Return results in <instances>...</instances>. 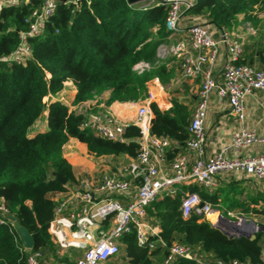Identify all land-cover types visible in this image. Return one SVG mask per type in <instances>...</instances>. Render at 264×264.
<instances>
[{"label":"trees","instance_id":"16d2710c","mask_svg":"<svg viewBox=\"0 0 264 264\" xmlns=\"http://www.w3.org/2000/svg\"><path fill=\"white\" fill-rule=\"evenodd\" d=\"M37 4L31 1L0 13V57L15 49L19 31L27 29L24 18ZM185 12L199 16L209 26L230 30L239 15L258 24V16L264 15V0H192ZM166 15L164 5L142 7L127 0L59 1L55 13L44 23L43 35L27 38L31 51L25 64L0 60V196L32 235V250L41 253L42 264H75L80 255L76 251H71L72 259L66 253L60 255L48 233L55 206L52 196L78 183L63 156V145L75 138L95 157L126 154L135 158L140 135L138 127L129 124L122 142L97 136L79 127L82 112L45 98L54 96L69 80L76 87L74 104L103 91L109 92L105 106L146 98L148 81L157 77L164 84L171 76L164 64L156 62L157 48L170 33L165 26ZM140 62L151 67L138 71L135 65ZM239 62L244 63L241 59ZM45 109L47 129L28 136V129ZM149 109V132L178 145L169 148L167 157L171 159L189 137L190 111L176 98L166 111L154 102L149 103ZM57 174L66 179L64 184L56 179ZM184 192L197 193L224 216L230 211L264 215V204H259L264 203V196L242 197L241 184L235 181L217 185L213 191L194 183L183 184L173 196L160 197L146 207L148 218L158 228V237L167 246L173 242L188 245L204 264L263 263V231L251 236L230 235L196 214L182 218L179 206ZM154 238L149 236L150 240ZM119 243V253L107 264H162L166 253L160 246L151 252L139 246L134 228L122 235ZM19 246L11 227L0 224V264H24L26 252ZM171 264L199 263L178 257Z\"/></svg>","mask_w":264,"mask_h":264},{"label":"built area","instance_id":"2783aa9c","mask_svg":"<svg viewBox=\"0 0 264 264\" xmlns=\"http://www.w3.org/2000/svg\"><path fill=\"white\" fill-rule=\"evenodd\" d=\"M31 1H37L38 4L24 18L27 29L19 31L15 49L0 57L4 62L25 64L31 51L27 38L43 35L44 23L55 13L59 0H0V13L6 8ZM75 1L62 2L69 4ZM148 4L166 7L165 26L169 32L176 31L183 11L190 5L183 0H150ZM187 32L189 44L180 42L171 47V52L179 58L180 76L200 78L198 99L191 112L189 137L185 147L172 157L166 169V154L171 142L165 136H156L149 132L150 109L147 104L139 106L134 122L140 134L136 139L138 153L124 168L129 177L124 179L114 175L104 176L94 188L84 185L81 190L55 202L48 233L59 252L72 250L80 253L75 264H107L120 251V237L133 228L139 246H146L149 252L157 246L166 249L162 264H171L178 257L195 259L199 264H204L188 245L173 242L167 246L158 237V228L152 227L148 222L146 207L160 197L173 196L180 191L183 184L194 183L213 191L218 185L217 177L220 174L233 173L264 179V149L259 154L244 155V150L255 144L264 148V136L245 123L248 96L258 91L264 98V68L257 69L239 62L243 40L232 31L218 29L219 37L215 38L210 26L200 20L191 23ZM219 46H223L226 53L221 69L222 82H218L212 72V66L219 55ZM135 66V69L142 71L149 64L140 62ZM214 91L226 99L238 127L227 143L222 144L215 154L207 156L204 149V122L210 95ZM82 113L84 118L80 122V128H88L93 134L103 138L124 141L123 132L129 124L119 121L106 110ZM189 153H193L191 162ZM73 199L78 205L69 209ZM179 210L182 218L196 214L200 220L219 227L230 235L253 234L258 231L257 225H248V231L240 234L235 229H230V223L221 210L202 201L195 192L182 193ZM11 215L0 196V224H8L12 229L9 219ZM221 225L232 230V233ZM149 236L155 238L150 240ZM17 238L16 235V240ZM19 249L26 252L24 264H42L39 251L26 249L21 242ZM232 264L239 263L233 261Z\"/></svg>","mask_w":264,"mask_h":264},{"label":"crops","instance_id":"0c3cea01","mask_svg":"<svg viewBox=\"0 0 264 264\" xmlns=\"http://www.w3.org/2000/svg\"><path fill=\"white\" fill-rule=\"evenodd\" d=\"M184 3H191L192 0H183ZM199 16H193L190 13L183 11L181 19L177 25L175 32H170L163 43H161L157 48V63L164 64L167 71L171 73L169 79L163 84L160 79L154 77L146 83L147 96L146 98L138 101H126L118 102L115 101L109 106L104 105V100L108 97L109 92L103 91L98 94H94L93 97L85 102L74 104L72 102L74 93L76 90L75 85L69 80L64 83L62 90L57 92L54 96L46 97L47 102L59 101L69 110L74 112H85V113H96L102 110L108 111L116 119L126 124H134L137 118V110L139 106L147 104L149 107L150 102H154L161 111H166L171 107L172 98H176L191 112L196 105L198 99V89L200 86V78H182L180 76L179 70V58L171 52V47L178 44H189L188 26L201 20ZM260 27L253 29L252 32H247L241 27L242 23L250 22V20H245L241 15L238 16V23L231 28L235 34L242 37V56L241 60L244 63H248L257 69L264 68V15H259ZM210 29L215 38H218V29L214 26H210ZM162 51V52H161ZM226 60V53L223 46H219V55L212 66V72L218 82H222V64ZM149 64V63H148ZM150 65V64H149ZM136 67V66H135ZM205 67H208L205 65ZM47 113L48 110L43 111L44 120L40 121L41 115L28 129V136H33L38 132H44L47 129ZM245 123L248 127L253 128L256 132L264 136V98L258 91H254L247 98L246 104V118ZM238 127V122L235 117L230 113L228 103L225 98L220 97L215 91L211 93L206 117L204 122L205 129V144L204 149L207 156L215 154L220 146L227 143L230 136L234 130ZM178 147V145H172L170 143L169 148ZM180 147V146H179ZM185 147V143L181 145L182 151ZM168 148V150H169ZM263 146L260 144H255L244 150V155L259 154L263 151ZM178 151V152H179ZM168 152V151H167ZM62 153L64 158L71 164L74 175L78 181L77 184H73L67 187V190L60 193H55L52 196L54 202L63 197H68L72 193L81 190L84 185L94 188L99 184L104 176H117L119 178H128L129 176L124 172V168L129 164L132 157L126 154L119 155H103L95 157L88 153L86 145L79 142L75 138H69V140L63 145ZM166 154V169L169 167V163L172 160L168 159ZM189 162L193 159V153L188 154ZM230 181H235L241 184L243 190L242 197L246 194L249 195H263L264 196V179H255L252 176L240 175V174H220L217 177V184L227 186ZM133 188L135 186L133 185ZM121 199V197H120ZM72 204L69 209H74L78 204L77 201L71 200ZM123 203H126L123 201ZM260 205L264 204L259 202ZM217 207V206H215ZM252 215V214H251ZM255 215V214H254ZM257 216L246 217L247 215H242L238 211L228 212V216H225L229 221L236 222L237 227H232L231 223L230 229H235L240 232L248 231L247 223L253 221L257 226H264V215L256 214ZM244 217V221H242ZM254 217H258L254 218ZM147 220L150 225L155 227L154 221L150 220L147 216ZM229 229V230H230ZM252 234H250L251 236ZM72 250L66 252H59L60 255L69 254ZM68 252V253H67ZM69 256V255H68ZM263 263L264 264V249H263Z\"/></svg>","mask_w":264,"mask_h":264},{"label":"water","instance_id":"95a60500","mask_svg":"<svg viewBox=\"0 0 264 264\" xmlns=\"http://www.w3.org/2000/svg\"><path fill=\"white\" fill-rule=\"evenodd\" d=\"M128 3L130 4H137L139 3L140 1L142 0H127ZM142 7H147V6H150L149 4L147 5H140ZM56 179L64 184L66 182V179L64 177H61L60 175H56ZM10 221H11V226H12V229L14 230L15 234L17 235L19 241L21 242L22 246L26 249H32L33 246H34V240H33V237L32 235L29 233V231L27 230V228H25L23 225H21L18 220L13 216L11 215L9 217ZM242 221H244V217L241 218ZM229 223H231V226L232 227H237V223L236 222H232V221H229ZM247 225L249 226H252V227H255L256 224L253 222V221H249L247 223ZM258 227V231H263L264 230V226H257ZM227 233V232H226ZM245 236H250V234H243ZM212 264H217V263H212Z\"/></svg>","mask_w":264,"mask_h":264},{"label":"rangeland","instance_id":"374dc122","mask_svg":"<svg viewBox=\"0 0 264 264\" xmlns=\"http://www.w3.org/2000/svg\"><path fill=\"white\" fill-rule=\"evenodd\" d=\"M59 1H66V0H59ZM150 0H142V1H140L139 3H137V4H139V5H147L148 4V2H149ZM259 24V23H258ZM258 24H254L253 22H247V23H242V25H241V27L243 28V30H246L247 32H252V30L253 29H256L257 27L259 28L260 27V25H258ZM151 66L149 65L148 67H144V69H148V68H150ZM136 70H139L138 68H136ZM40 121H43L44 120V115L42 114L41 115V117H40V119H39ZM253 216H257L256 214L254 215V214H252V215H247L246 217H248V218H250V217H253ZM254 218H257V220H258V217H254ZM221 227H223V228H225V229H227L228 231H230V233H232V230H229L227 227H224V226H222L221 225ZM69 259H72V257H73V252H69ZM77 258V257H76ZM75 258V259H76ZM52 263L51 264H58L57 262H54V261H51Z\"/></svg>","mask_w":264,"mask_h":264}]
</instances>
